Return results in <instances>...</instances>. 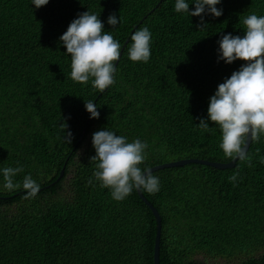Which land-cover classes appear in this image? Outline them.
<instances>
[{"label":"trees","instance_id":"1","mask_svg":"<svg viewBox=\"0 0 264 264\" xmlns=\"http://www.w3.org/2000/svg\"><path fill=\"white\" fill-rule=\"evenodd\" d=\"M189 11L195 10L194 0ZM176 0H0V264H153L157 223L137 190L112 199L93 173L100 130L146 142L152 168L185 159L226 164L210 98L243 61L218 62L223 35H245L243 20L264 16V0H221L220 17L175 11ZM89 11L121 44L115 83L103 93L71 79L60 37ZM120 23L112 28L108 17ZM152 34L147 63L129 59L131 36ZM100 113L91 119L85 102ZM72 133L64 141L61 124ZM252 166L202 164L154 172L160 190L140 191L161 219L159 264H264V134L250 143ZM40 185L32 199L4 188L3 168ZM238 173L236 181L229 178ZM89 179L92 184H88Z\"/></svg>","mask_w":264,"mask_h":264},{"label":"clouds","instance_id":"2","mask_svg":"<svg viewBox=\"0 0 264 264\" xmlns=\"http://www.w3.org/2000/svg\"><path fill=\"white\" fill-rule=\"evenodd\" d=\"M49 0H33L37 9L46 6ZM221 0H194L195 10L189 11V3L176 0L175 11L188 16L200 17L210 13L220 17L222 9L216 5ZM115 14L108 17L107 23L115 28L120 23ZM245 35H223L219 43V58L231 65L243 61L241 68L232 73L210 98L208 119L200 118L197 125L202 131L210 130L209 121L218 125L222 131V149L226 158L233 161H246L249 167L251 157L248 155L249 142L258 141L264 134V16L248 15L244 20ZM152 34L147 27H142L131 36L128 48L129 59L133 62L147 63L151 56ZM71 58V79L86 85L92 81V87L103 93L115 83L116 62L121 57V44L111 34L104 31V24L96 14L89 11L78 14L67 31L60 37ZM86 111L91 119H99L100 113L93 101L85 102ZM65 132L64 141L72 142L73 136L66 131L68 125L61 124ZM92 144L96 155L90 161L96 162L93 176L100 182V187L111 191L112 199L123 201L133 190L147 191L155 194L160 190V181L151 168L139 167L146 160V142L139 139L129 143L126 137L118 136L112 131L100 130L93 134ZM24 171L23 167L3 168L4 188L13 191L25 190L23 199H32L40 192V185L31 177H23L22 185L14 183V177ZM238 173L229 179L236 181ZM88 184H92L89 179Z\"/></svg>","mask_w":264,"mask_h":264},{"label":"water","instance_id":"3","mask_svg":"<svg viewBox=\"0 0 264 264\" xmlns=\"http://www.w3.org/2000/svg\"><path fill=\"white\" fill-rule=\"evenodd\" d=\"M250 143L248 144V148L250 146ZM236 161L231 160L230 162L226 163V164H222V163H214V162H208V161H202V160H196V159H185V160H180L177 162H171V163H166V164H162L156 167H152V172H156L158 170L161 169H165V168H173V167H182L185 166L187 164H192V163H196V164H202V165H206V166H210L213 167L215 169H220V170H225V169H230L233 168L236 164ZM138 195L140 196V198H142L143 202L149 207V209L151 210L152 214L154 215L155 219H156V223H157V231H156V238H155V244H154V252H153V264H159V243H160V234H161V219L160 216L158 214V212L156 211L155 208H153L141 195L140 191H137Z\"/></svg>","mask_w":264,"mask_h":264}]
</instances>
